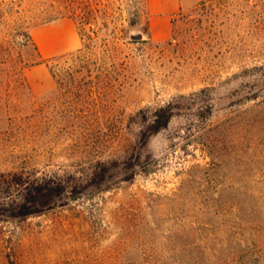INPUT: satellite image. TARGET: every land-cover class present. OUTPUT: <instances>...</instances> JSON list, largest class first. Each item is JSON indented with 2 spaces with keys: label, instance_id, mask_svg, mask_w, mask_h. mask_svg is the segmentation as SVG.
Listing matches in <instances>:
<instances>
[{
  "label": "rangeland",
  "instance_id": "rangeland-1",
  "mask_svg": "<svg viewBox=\"0 0 264 264\" xmlns=\"http://www.w3.org/2000/svg\"><path fill=\"white\" fill-rule=\"evenodd\" d=\"M58 20L78 46L43 58ZM259 86L264 0H0V202L82 187L0 215V264H264Z\"/></svg>",
  "mask_w": 264,
  "mask_h": 264
},
{
  "label": "trees",
  "instance_id": "trees-1",
  "mask_svg": "<svg viewBox=\"0 0 264 264\" xmlns=\"http://www.w3.org/2000/svg\"><path fill=\"white\" fill-rule=\"evenodd\" d=\"M62 57L61 55L56 57V59ZM257 96H260L262 98L261 103H264V87L259 86L257 88ZM167 108H170V106ZM172 108L178 109L180 108V104L175 103ZM134 166L139 168V171H146L148 163L136 162ZM15 179V183L18 186H22V191L25 192V196L21 200H10L5 203L0 202V215L5 213H11L12 215H29L37 213L39 207L53 205L55 202L69 199L82 191L79 182H68V179L64 178H45L43 184L35 180L23 182L20 175H17Z\"/></svg>",
  "mask_w": 264,
  "mask_h": 264
},
{
  "label": "crops",
  "instance_id": "crops-1",
  "mask_svg": "<svg viewBox=\"0 0 264 264\" xmlns=\"http://www.w3.org/2000/svg\"><path fill=\"white\" fill-rule=\"evenodd\" d=\"M181 0H145V9L150 22L166 19L179 9ZM31 38L37 52L43 58L61 54L78 46V37L73 24L68 20H58L32 29Z\"/></svg>",
  "mask_w": 264,
  "mask_h": 264
}]
</instances>
